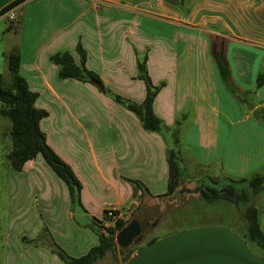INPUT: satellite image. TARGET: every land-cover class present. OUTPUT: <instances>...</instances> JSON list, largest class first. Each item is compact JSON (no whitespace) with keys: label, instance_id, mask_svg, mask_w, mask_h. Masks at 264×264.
Masks as SVG:
<instances>
[{"label":"crops","instance_id":"1","mask_svg":"<svg viewBox=\"0 0 264 264\" xmlns=\"http://www.w3.org/2000/svg\"><path fill=\"white\" fill-rule=\"evenodd\" d=\"M183 2L0 0V66L8 69L5 54L19 51L20 75L38 94L36 108L48 112L40 128L82 186L80 204H72L67 186L41 155L21 172L12 169L7 160L12 124L0 103V264H63L42 242L44 232L71 257H82L99 244L91 224L114 227L108 211L128 224L142 206L165 199L158 197L168 193L166 142L107 95L109 90L136 104L145 100L138 54L147 53L153 84L164 83L154 101L156 116L169 128L182 123L183 167L198 170L200 179L264 174V125L254 116L264 108V86L257 88L264 72V0ZM14 3L12 22L2 12ZM79 44L86 67L99 76L106 93L92 83L59 78L51 57L68 51L79 65ZM213 45L245 92L244 103L222 82ZM200 199L189 194L179 204L165 202L161 210ZM231 204L227 223L149 236L151 230L123 247L131 251L125 261L119 250L118 264H264V250L248 239V207Z\"/></svg>","mask_w":264,"mask_h":264},{"label":"trees","instance_id":"2","mask_svg":"<svg viewBox=\"0 0 264 264\" xmlns=\"http://www.w3.org/2000/svg\"><path fill=\"white\" fill-rule=\"evenodd\" d=\"M183 3V0H180V4L183 5ZM16 4H11L3 10L2 14L14 8ZM76 51L80 56L79 65L76 64L68 51L59 52L51 57V62L59 68V78L61 80L75 79L84 83H91L92 81L102 83L99 76L86 67V52L80 44L77 46ZM212 53L225 87L236 99L244 103L245 92H242L232 81L230 69L223 53L218 51L214 45ZM5 57L11 78L9 86L5 87L4 77L0 73V103L3 106L2 115L8 118L12 124V150L8 153L7 160L13 170L21 172L27 162L41 155L50 169L67 186L72 204H80L82 190L80 181L71 167L48 145L46 135L40 128V122L48 116V112L36 108L35 104L38 94L29 89L27 81L20 75L19 51L14 49L6 53ZM147 62V53L144 55L138 54V79L145 83L147 89L146 98L141 104H136L109 90H107V95L116 104L133 113L147 132L160 135L166 142L170 178L168 193L158 197V199H161L172 197L178 189L184 186L188 179L190 181L196 178L200 179L201 173L198 170L191 172L183 167L180 140L182 123L178 121L176 127L169 128L154 112V101L164 87V83L158 86L153 84L148 73ZM263 86L264 72H261L258 75L257 88ZM254 116L264 125V108L255 110ZM130 182L136 188L142 190L144 194L147 192L140 182ZM197 182L196 190L199 191L200 197L207 202L222 200L235 205H240L242 202L249 204L245 213L248 223V239L264 250V232L261 226V211L263 207L261 204L257 205V199L264 197V174H254L243 178L204 176ZM106 218L108 219L107 213ZM126 224L127 221L124 219L118 220L114 227L91 224L90 228L98 236L99 244L86 255L79 258L68 255L52 241L47 232H44L41 240L52 253L60 258L63 264H96L108 254L116 255V240ZM120 253L122 261H125L130 256L131 251L122 248Z\"/></svg>","mask_w":264,"mask_h":264},{"label":"rangeland","instance_id":"3","mask_svg":"<svg viewBox=\"0 0 264 264\" xmlns=\"http://www.w3.org/2000/svg\"><path fill=\"white\" fill-rule=\"evenodd\" d=\"M6 25L9 26V22L6 21ZM3 38L2 33V26L0 27V39ZM0 45H2L0 40ZM6 60V57H5ZM1 62V58H0ZM0 71L4 77V84L5 87L9 86L10 83V72L7 68L0 66ZM9 123V121H7ZM10 140V139H9ZM10 142V141H9ZM187 180V179H186ZM190 181V179H188ZM187 180L186 184L188 187H195L194 182H189ZM192 180V179H191ZM198 186V184L196 185ZM259 200V201H258ZM264 203V197H259L257 199V205H260ZM249 204L247 202H242L240 204V208L244 209L247 208ZM233 205L229 202L218 200L215 202H207L204 199H200L198 201H191L187 205L183 207H174L172 205H169L164 208L163 216L164 218L162 224L160 226H157L156 228L152 229L151 233L149 234H155V235H163L168 232L176 231L182 228H186L193 225L202 224L205 222L209 223H219V222H225L227 223L229 221V218L226 217L227 214H232ZM238 221H241V215H238ZM232 221V220H231ZM115 225V223H113ZM117 252L116 255L108 254L103 259L98 261L96 264H114L119 263V250L123 248L122 243L117 241Z\"/></svg>","mask_w":264,"mask_h":264},{"label":"water","instance_id":"4","mask_svg":"<svg viewBox=\"0 0 264 264\" xmlns=\"http://www.w3.org/2000/svg\"><path fill=\"white\" fill-rule=\"evenodd\" d=\"M96 86L102 93H106L104 85L98 81L91 82ZM189 194L199 195V191L195 187H182L174 194L173 197L165 198L163 201L158 202L155 205L142 206L137 213L133 216L131 221L122 229V233L118 238V242L122 243L123 247H131L132 245L138 243L143 239V237L148 234L162 218L163 213L161 207L165 205V202H176L181 203L182 200Z\"/></svg>","mask_w":264,"mask_h":264},{"label":"built area","instance_id":"5","mask_svg":"<svg viewBox=\"0 0 264 264\" xmlns=\"http://www.w3.org/2000/svg\"><path fill=\"white\" fill-rule=\"evenodd\" d=\"M8 16H9V19L10 21L14 22L16 20V15L14 14V12L11 10H9L7 12ZM107 217L109 219L110 222L112 223H116L118 220H121L123 219L120 214L116 211H108L107 212Z\"/></svg>","mask_w":264,"mask_h":264}]
</instances>
